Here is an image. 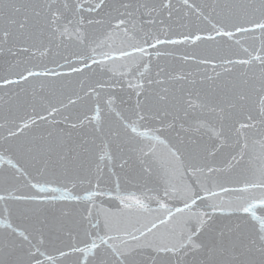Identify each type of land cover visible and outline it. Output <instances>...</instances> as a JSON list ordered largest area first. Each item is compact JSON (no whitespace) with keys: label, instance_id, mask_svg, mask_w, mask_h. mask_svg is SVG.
I'll return each mask as SVG.
<instances>
[{"label":"snow or ice","instance_id":"obj_1","mask_svg":"<svg viewBox=\"0 0 264 264\" xmlns=\"http://www.w3.org/2000/svg\"><path fill=\"white\" fill-rule=\"evenodd\" d=\"M0 264H264V0H0Z\"/></svg>","mask_w":264,"mask_h":264}]
</instances>
